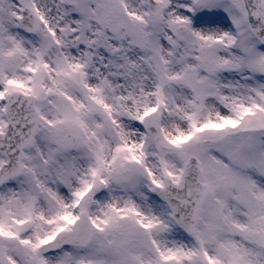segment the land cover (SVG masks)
Segmentation results:
<instances>
[{
  "label": "snow or ice",
  "instance_id": "1",
  "mask_svg": "<svg viewBox=\"0 0 264 264\" xmlns=\"http://www.w3.org/2000/svg\"><path fill=\"white\" fill-rule=\"evenodd\" d=\"M0 264H264V0H0Z\"/></svg>",
  "mask_w": 264,
  "mask_h": 264
}]
</instances>
